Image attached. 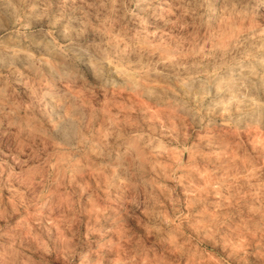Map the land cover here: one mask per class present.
<instances>
[{"label":"rangeland","instance_id":"rangeland-1","mask_svg":"<svg viewBox=\"0 0 264 264\" xmlns=\"http://www.w3.org/2000/svg\"><path fill=\"white\" fill-rule=\"evenodd\" d=\"M0 0V264H264V0Z\"/></svg>","mask_w":264,"mask_h":264},{"label":"bare ground","instance_id":"bare-ground-1","mask_svg":"<svg viewBox=\"0 0 264 264\" xmlns=\"http://www.w3.org/2000/svg\"><path fill=\"white\" fill-rule=\"evenodd\" d=\"M143 2H144V0H139L137 6H142L143 5Z\"/></svg>","mask_w":264,"mask_h":264}]
</instances>
